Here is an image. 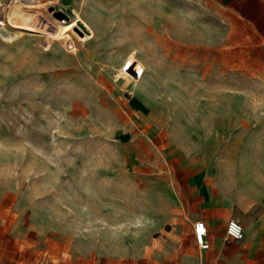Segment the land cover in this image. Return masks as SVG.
I'll list each match as a JSON object with an SVG mask.
<instances>
[{"label": "rangeland", "instance_id": "rangeland-1", "mask_svg": "<svg viewBox=\"0 0 264 264\" xmlns=\"http://www.w3.org/2000/svg\"><path fill=\"white\" fill-rule=\"evenodd\" d=\"M11 1L0 264L164 261L209 218L220 237L239 219L225 243L245 251L264 227V0H36L28 21ZM254 245L240 264H264Z\"/></svg>", "mask_w": 264, "mask_h": 264}, {"label": "crops", "instance_id": "crops-1", "mask_svg": "<svg viewBox=\"0 0 264 264\" xmlns=\"http://www.w3.org/2000/svg\"><path fill=\"white\" fill-rule=\"evenodd\" d=\"M196 222H204L207 228L206 241L210 245L209 249L207 250H202L197 242L194 228ZM210 223V218L207 220H194L193 231H191L190 233L188 232V236L186 237L187 240L184 242L181 239L180 242L178 241L176 243L174 256L168 253L165 256L164 261L150 260L148 264H240L241 262L246 261V259L251 254H254L256 252L257 245L252 246V244L254 242L255 244H257L261 242L264 238V227H261L260 229L255 230L251 234V236L247 238L249 239V247L245 251H236L235 248H230L226 246V233L224 237H220L218 235H211ZM213 249L215 250V254L211 252L213 251Z\"/></svg>", "mask_w": 264, "mask_h": 264}, {"label": "built area", "instance_id": "built-area-1", "mask_svg": "<svg viewBox=\"0 0 264 264\" xmlns=\"http://www.w3.org/2000/svg\"><path fill=\"white\" fill-rule=\"evenodd\" d=\"M6 17L4 12V5H0V29L5 27ZM66 50L69 52H74L77 50L76 43L73 41L71 36L66 40ZM195 234L197 242L202 250L209 249L210 245L206 241L207 228L204 222L195 223ZM245 238V230L238 219H232L229 221L226 230V241H242Z\"/></svg>", "mask_w": 264, "mask_h": 264}, {"label": "bare ground", "instance_id": "bare-ground-1", "mask_svg": "<svg viewBox=\"0 0 264 264\" xmlns=\"http://www.w3.org/2000/svg\"><path fill=\"white\" fill-rule=\"evenodd\" d=\"M36 0H17V3L13 9V18H15L16 20H19V21H28L26 20V16L27 14H29V8H23L21 6V4H26L27 6L28 5H33V3L35 2ZM15 2V0H13L11 3ZM0 5H3L1 2H0ZM29 16V15H28ZM28 18V17H27ZM7 19V18H6ZM61 25H65L67 23L66 20H64V22H61V21H58ZM133 58V56L131 55L130 56V59ZM135 63V62H134ZM134 65V64H133ZM141 67L144 69V67L141 65ZM138 68V66H137ZM124 70L122 69L121 72H123ZM125 73V72H124ZM121 74V73H120ZM129 80V79H128Z\"/></svg>", "mask_w": 264, "mask_h": 264}, {"label": "snow or ice", "instance_id": "snow-or-ice-1", "mask_svg": "<svg viewBox=\"0 0 264 264\" xmlns=\"http://www.w3.org/2000/svg\"><path fill=\"white\" fill-rule=\"evenodd\" d=\"M127 67H128V68H132V67H133V65H128Z\"/></svg>", "mask_w": 264, "mask_h": 264}, {"label": "water", "instance_id": "water-1", "mask_svg": "<svg viewBox=\"0 0 264 264\" xmlns=\"http://www.w3.org/2000/svg\"><path fill=\"white\" fill-rule=\"evenodd\" d=\"M60 16L62 17V15L60 14Z\"/></svg>", "mask_w": 264, "mask_h": 264}]
</instances>
